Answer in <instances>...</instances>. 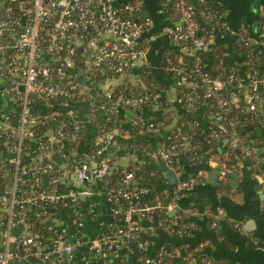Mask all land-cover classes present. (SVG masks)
I'll return each instance as SVG.
<instances>
[{
    "label": "built area",
    "instance_id": "built-area-1",
    "mask_svg": "<svg viewBox=\"0 0 264 264\" xmlns=\"http://www.w3.org/2000/svg\"><path fill=\"white\" fill-rule=\"evenodd\" d=\"M170 1L175 24L167 26L165 31L174 43L196 55L194 69L200 74L203 96L214 98L221 109L208 117L216 126L206 127L207 136L221 141H228L227 136H232L231 144L234 145L238 142L237 120L227 117L225 112L232 102L238 100L239 93L238 90L226 92L225 83L234 81L237 70L234 69L226 81L206 70L208 64L202 53L206 51L209 37L203 33L197 16L199 14L212 24L230 28L223 13L219 15L218 11H213L207 0H199L202 4L199 12L189 0ZM143 7L142 0L124 4L118 0L2 1L0 94L17 102L20 113L17 120H12L5 113L0 119V264H80L88 257L96 262L103 260V264H118L122 259L121 253L132 251V243H137L143 229L139 214H147L149 220L158 222L162 228L175 224L172 220L164 226L156 220L153 206L139 205V200L151 190L136 182L135 172L130 171L125 175L124 188L110 192L115 213L122 216L123 225H110L106 232L84 241L82 232L87 212L83 197L91 191H98L94 186L107 179L115 168L104 156L108 143L104 141L106 144L103 145L102 139L100 148H94L92 153H80V156L60 151L58 159H55L47 148L74 140L76 134L73 133L79 132L82 124L92 121L91 114L88 111L86 120L76 105L69 104L63 118L60 112L48 111L42 115L32 108L41 98L62 96L71 100L87 94L81 76L93 69L107 76L106 80L117 76L124 78L122 84H137L139 77L135 79L132 73L141 56L139 40L150 30L152 23L150 18L140 17ZM262 29L264 31V19ZM242 41L248 44L247 38L242 37ZM167 61L178 76V85L186 84L187 76L182 75L180 66L174 65L171 58ZM257 75L256 70L250 75L253 92L247 95L248 110L258 112L262 109L263 112L264 96L255 92L260 85ZM114 86L100 92L111 98ZM194 94L200 96L197 89ZM161 100L159 92L144 94L139 101L120 96L110 109L125 105L122 110H130L131 104L134 109L130 111L136 119L142 125L152 127L153 123L144 118L146 113L145 110L144 114L141 112L140 106L149 104L143 105L146 106L144 109L150 107L157 112ZM85 103L88 109L94 108L92 115L106 107L97 106L94 101ZM65 120L69 121L71 128L65 126ZM39 124H48L46 137H36L33 128ZM188 131L187 125L176 127L170 142L161 143L150 152L153 160L162 162L178 175L166 213L174 214L182 194L200 181L198 174L185 176L178 161L190 153L192 147H197L192 146ZM111 134L106 135L111 137ZM47 153L52 154L51 159L46 158ZM246 155L257 160L258 164L264 161V156L253 150H248ZM228 172L226 169L221 171L223 182L227 181ZM261 175L264 177V170ZM127 201L130 205L125 207L123 204ZM57 204H62L65 211L56 209L53 212L59 217L51 219L50 228L59 231L49 243H45L42 232L31 230L28 216L33 215L34 207L49 209ZM44 213L49 214L47 210ZM197 214L198 211L189 210V217ZM65 216L67 226L61 227L58 222ZM72 228L76 230L74 240L69 232ZM80 248L89 253L82 255ZM77 255L79 258L76 260ZM158 255L140 256L139 264H165L163 260L168 263L169 254L165 247L159 250Z\"/></svg>",
    "mask_w": 264,
    "mask_h": 264
},
{
    "label": "crops",
    "instance_id": "crops-1",
    "mask_svg": "<svg viewBox=\"0 0 264 264\" xmlns=\"http://www.w3.org/2000/svg\"><path fill=\"white\" fill-rule=\"evenodd\" d=\"M2 1L0 0V8ZM125 1L130 0H118V3L124 4ZM142 1L144 9L140 17L150 18L152 23L150 30L146 31L139 40L141 56L132 73L133 77L137 79L139 68L143 64H149L156 77L165 84V90L159 92L162 99L170 102L173 109L179 110L181 108L176 100L178 83L163 70L164 58L166 54H170L174 50L182 53H186L187 50L174 43L165 31L167 26L175 24L172 19L170 0ZM189 1L195 6L199 4V0ZM216 3L223 9V17L230 29L211 24L208 37L209 41L214 40L215 44L212 46V50L205 51L207 64L209 67L214 64V47H223L225 49L222 58L223 68L237 66L240 69L243 83L247 85L250 83V63L246 60L242 46L245 48L251 46L252 50L249 49V54L252 52L264 58V31L262 29L264 0H222V2L216 0ZM256 20L259 24L257 30L254 31ZM242 37L248 39V44L242 41ZM252 40L255 42L254 45L251 44ZM122 80H124L122 77L106 80L103 84H99L98 89L104 91L114 84H120ZM76 106L79 108L80 115L88 120V105L85 102H79ZM148 112L149 109L146 108L145 113L148 114ZM3 113L9 115L12 120H17L20 106L17 102L0 94V119ZM125 113L123 118L126 121L124 126L128 129L127 133L123 135L116 129L112 132L111 137L106 135L109 141H107L108 139L104 141L108 143V147L118 141L128 143L133 139L131 132L133 124L129 121L132 113L130 110H125ZM207 120L208 117L203 116L201 123L206 124ZM176 127L174 121L171 125L158 129L157 134L153 137L149 138L143 134L141 137L151 141L154 146H158L171 141ZM98 134L97 129L90 125L85 136L86 141L97 138ZM102 139L99 136L96 141L100 142ZM232 145L229 141H221L218 153L213 149L197 158L191 157L189 153L181 157L179 162L183 172H197L200 181L182 194L178 206H188L194 211H198V214L189 217L192 229L185 240L176 233L168 232L166 228L159 226L158 222L155 223L149 219L143 220L141 224L143 229L140 234L149 232L146 242L147 244L149 240L154 242L147 246L149 256H157L159 250L165 247L169 254L168 264H264V179L261 176L262 171L260 168H253L246 161L247 159H244L245 161L239 164V169L235 170L239 174V180L235 181L233 186L228 185L229 179L223 182L219 177L214 183L210 177V174L216 169L225 170L222 160L227 159V152ZM254 147L255 152L264 154V139L255 142ZM88 151L89 148L83 145L81 152L87 153ZM118 157L117 163L121 165H125L130 160L139 162L143 160V155L138 149L120 151ZM46 158L51 159L52 154L47 153ZM164 176L165 181L154 187L159 193L157 199L160 196H165L162 201L158 202L159 204L166 198L173 197L174 187L177 184H171L165 173ZM83 199L87 212L82 232L84 241L106 232L110 225L118 224L116 221L119 216L115 213L114 201L105 190L91 191ZM67 220L65 216L58 224L61 227H66ZM69 232L74 240L76 238L75 228ZM184 244L190 250L197 247L200 250L197 248V252L193 251L192 258L187 257L185 251L181 249ZM121 256L122 259L118 264H139L138 244L132 243V251H125V254L121 253ZM103 263V260L96 262L92 257H88L80 264Z\"/></svg>",
    "mask_w": 264,
    "mask_h": 264
},
{
    "label": "trees",
    "instance_id": "trees-1",
    "mask_svg": "<svg viewBox=\"0 0 264 264\" xmlns=\"http://www.w3.org/2000/svg\"><path fill=\"white\" fill-rule=\"evenodd\" d=\"M210 8L213 11H218L219 15L223 13V9L221 6H217L216 0H207ZM171 4V1H170ZM197 12L202 9V4H198L196 6ZM197 19L200 22L202 27L203 33L208 35L211 30V24L208 20L201 18L198 14ZM141 43H139V46ZM243 52L246 57V60L250 63V71L251 73L253 70L258 72V79H259V87L255 91L261 96H264V58L258 56L257 54H249V49L252 50V47H244ZM225 53V49L221 46H215L213 50V58L214 64L213 66L209 67L208 65L205 67L208 72H210L213 76H218L222 80H228L231 72L236 69L237 74L233 82H226L225 83V90L226 92L231 93V91H237L239 93L238 100L232 102L228 108V111L225 112V115L229 118H233L237 120L236 136L238 137V142L234 145L231 144L232 136H227L228 141L232 145L227 154V159H223L222 163L226 170L228 171H235L239 169V164L244 159H247L250 165L262 171L264 170V161L261 163H257V160H253V158L247 157L248 150H255L254 143L263 140L264 136L261 137L259 135L258 128H263L264 118L262 109H259L258 112H252L248 110L249 103L247 102V95L253 92V86L249 84H244L242 81V75L240 69L237 66H229L226 69L223 68L222 65V58L223 54ZM203 58L207 61V55L205 52L202 53ZM171 58L173 60L174 65L180 66L182 69V75L187 76V83L180 84L177 87V98L176 100H180L178 102L180 105L179 110L173 109V106L170 102L162 99L159 101V110L154 112L150 107H148L149 112L148 114H144V108L149 104H143L140 107L143 112V116L145 119L149 120L153 123V126L150 127L148 124L142 125L137 119L134 114H132L129 121L133 124L131 132L133 133V139L128 142H121L113 144L109 146L105 152V158H108L112 167L114 168V172L105 180L100 181L97 183L95 188L99 190H105L109 197L110 192L119 190V188H124L125 184V175L127 172L134 171L135 172V179L136 182L144 185V187L150 188L151 192L145 196L144 198L139 200V205L145 206L150 205L155 208V215L156 220L160 221L162 224H169L170 221H174L175 224L171 226H165L168 229V232L176 233L181 237V239L185 240L190 234L191 231V220H189V210H193L192 208L185 206V207H177V211L174 214L166 213L167 205H163V202L159 204V201H162L163 196L157 199L159 196L158 191L155 190V186L159 183L165 181V176L163 170H161L160 166L163 164L162 162L153 160L151 158V151L155 148L151 141L148 139H143L141 135H146L147 137H153L157 134V130L166 126L171 125L174 121L176 122V126H189V135L191 138V144L197 145L196 148H191L190 155L191 157H200L205 153L213 150L218 153V148L221 143V139H211L209 138L208 132L206 131L207 126L215 127V122L211 123V120H208L206 124L201 123V118L203 116L209 117L211 113L220 112L221 109L217 106L216 101L214 98L209 97L205 98L203 96L204 86L201 83L200 74H197L194 65H195V58L196 55L193 52H178L174 50L170 54H166L164 58V66L163 70L169 74L174 79L178 78L176 72L172 70V65L168 63L167 59ZM82 83L83 87L87 88V94H80L76 98L71 100L64 98L62 96H58L56 99H47L41 98L36 104H33L32 108L34 112L39 114H46L48 111H55L60 112L61 118L66 116L65 107L67 104L75 106L79 102H90L94 101L97 106H106L102 112H97L95 115H92V111L94 108H89V113L91 114V122L82 124L81 129L73 134H76L74 140L69 139L66 143L61 142L60 144H55L54 146H50L47 148L49 151L53 152V156L55 159H58L60 151L72 154L77 153V156H80V153L83 154L84 152H79L82 146H87L89 151L87 153H92L94 148L98 149L102 145L100 142H97L96 139L100 136L106 141V134L109 132H113L114 130H119L121 134L127 133L125 128V117L126 113L122 106H116L114 109H110V106L117 103L120 96L125 97L127 99H135L139 101V98L142 97L144 94H156L162 90H165V84L160 79L156 77L153 68L149 64H143L138 71L139 81L135 85H126V84H117L114 86V90L112 93V97L108 98L105 93L100 92L98 89L99 84H103L106 81L105 75L93 69L86 75H82ZM113 78L114 76H110ZM117 77V76H116ZM114 77V78H116ZM250 82V79H249ZM66 83V82H65ZM67 84V83H66ZM167 88V87H166ZM198 91L199 97H196L194 94V90ZM142 103V102H141ZM76 107V106H75ZM152 107V106H151ZM78 109V108H77ZM128 109L131 111L134 109L131 104H129ZM202 111V114H200ZM135 121V122H134ZM95 127L98 131V137L86 141V133L87 129L90 125ZM67 125V126H66ZM65 126L67 128H71L69 121L65 120ZM48 124H39L34 127V131L36 133V137H46L45 134L47 132ZM72 134V135H73ZM109 141V139L107 140ZM35 142V141H33ZM87 142V144H85ZM103 145L106 144L105 142L102 143ZM133 149H138L140 153L143 155L142 162L130 160L125 165L118 164L119 161V152L120 151H129ZM196 153V154H195ZM257 154L263 156L257 151ZM179 161V160H178ZM77 162V161H76ZM198 174L197 172H186L185 176L195 175ZM48 185V184H46ZM113 199V198H112ZM173 197H171L169 202H171ZM123 204L125 207L130 205V202H124ZM56 209L60 211H65L62 204H57L53 206V208H46V207H34L33 215L31 214L28 216V223L31 225V230H38L44 234L43 241L45 243H49L52 238L57 236L59 230L54 228H50V221L54 217H59V214L53 213ZM47 210L49 214L44 213ZM139 220L142 224V221L148 219L147 214H139ZM117 226L123 225L122 223V216L118 218L116 221ZM172 229V231H171ZM142 233V232H141ZM144 234H140L137 239L138 244V251L139 256L148 255L147 246L149 244L154 243L153 241L149 240L147 244V234L149 232H143ZM183 236V237H182ZM181 249L185 251V254H193V249H189L186 244L182 245ZM82 255H86L89 252L84 249H79ZM171 253V252H170ZM158 255V254H157ZM159 256V255H158ZM78 255L76 260L78 259ZM163 262L168 264L167 261Z\"/></svg>",
    "mask_w": 264,
    "mask_h": 264
},
{
    "label": "water",
    "instance_id": "water-1",
    "mask_svg": "<svg viewBox=\"0 0 264 264\" xmlns=\"http://www.w3.org/2000/svg\"><path fill=\"white\" fill-rule=\"evenodd\" d=\"M131 1V0H130ZM129 2V1H128ZM128 2H124V3H128ZM221 2H222V0H221ZM258 24H259V22H258ZM257 24V20L255 21V27H254V31H256L257 30V28H258V25ZM254 40H252L251 41V44L252 45H254ZM215 44V41L214 40H210L209 42H208V45H207V47H206V50H212V46ZM258 131H259V135L262 137L263 135H264V133H263V130L261 129V128H258ZM161 170H163V172L166 174V176H167V178L169 179V181H170V183L171 184H176L177 183V181H178V176H177V174L173 171V170H171V169H169L165 164H163L161 167ZM221 176V169H216L214 172H212L211 174H210V177L213 179V182L214 183H216V181L219 179V177ZM227 179H229L230 180V182H229V184L228 185H230V186H233L234 184H235V181L237 182L238 180H239V174L238 173H236L235 171H230V172H228L227 173ZM168 203H169V199L168 198H166L164 201H163V205H168Z\"/></svg>",
    "mask_w": 264,
    "mask_h": 264
},
{
    "label": "flooded vegetation",
    "instance_id": "flooded-vegetation-1",
    "mask_svg": "<svg viewBox=\"0 0 264 264\" xmlns=\"http://www.w3.org/2000/svg\"><path fill=\"white\" fill-rule=\"evenodd\" d=\"M261 176H262V175H261ZM262 177H263V176H262ZM263 179H264V177H263ZM197 248H198V247H197ZM197 248H194L193 251L197 252ZM198 249H199V248H198ZM199 250H200V249H199ZM192 255H193V254H188L187 257H191V258H192V257H193Z\"/></svg>",
    "mask_w": 264,
    "mask_h": 264
}]
</instances>
